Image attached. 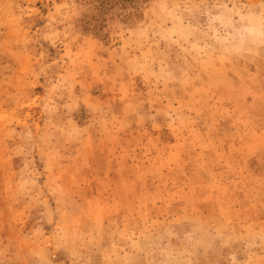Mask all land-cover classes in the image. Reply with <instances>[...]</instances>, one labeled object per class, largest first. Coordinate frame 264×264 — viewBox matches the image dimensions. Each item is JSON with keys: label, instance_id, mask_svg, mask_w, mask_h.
<instances>
[{"label": "rangeland", "instance_id": "obj_1", "mask_svg": "<svg viewBox=\"0 0 264 264\" xmlns=\"http://www.w3.org/2000/svg\"><path fill=\"white\" fill-rule=\"evenodd\" d=\"M0 264H264V0H0Z\"/></svg>", "mask_w": 264, "mask_h": 264}, {"label": "bare ground", "instance_id": "obj_2", "mask_svg": "<svg viewBox=\"0 0 264 264\" xmlns=\"http://www.w3.org/2000/svg\"><path fill=\"white\" fill-rule=\"evenodd\" d=\"M46 6V5H45Z\"/></svg>", "mask_w": 264, "mask_h": 264}]
</instances>
